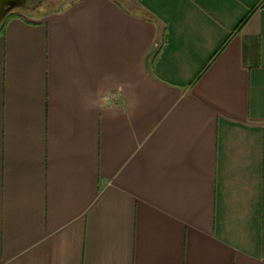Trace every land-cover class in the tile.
<instances>
[{
    "label": "crops",
    "instance_id": "1",
    "mask_svg": "<svg viewBox=\"0 0 264 264\" xmlns=\"http://www.w3.org/2000/svg\"><path fill=\"white\" fill-rule=\"evenodd\" d=\"M0 264H264V0L7 19Z\"/></svg>",
    "mask_w": 264,
    "mask_h": 264
},
{
    "label": "flooded vegetation",
    "instance_id": "2",
    "mask_svg": "<svg viewBox=\"0 0 264 264\" xmlns=\"http://www.w3.org/2000/svg\"><path fill=\"white\" fill-rule=\"evenodd\" d=\"M59 0H0V29L5 21L15 16L39 18L40 16L58 11L53 8Z\"/></svg>",
    "mask_w": 264,
    "mask_h": 264
},
{
    "label": "rangeland",
    "instance_id": "3",
    "mask_svg": "<svg viewBox=\"0 0 264 264\" xmlns=\"http://www.w3.org/2000/svg\"><path fill=\"white\" fill-rule=\"evenodd\" d=\"M122 3H124L125 5H129V0H119ZM78 2V0H59V2H57L54 7H50L48 9H46L47 11L52 10L53 8H57L58 11H60L61 9H65L67 7H69V5H72L74 3Z\"/></svg>",
    "mask_w": 264,
    "mask_h": 264
}]
</instances>
